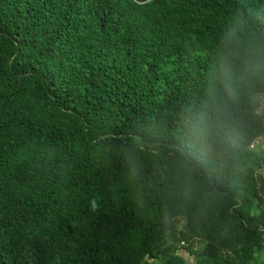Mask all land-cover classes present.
<instances>
[{
    "label": "trees",
    "instance_id": "1",
    "mask_svg": "<svg viewBox=\"0 0 264 264\" xmlns=\"http://www.w3.org/2000/svg\"><path fill=\"white\" fill-rule=\"evenodd\" d=\"M241 15L264 32V0H0V264H264V84L237 64L236 99L220 88ZM177 133L203 156L190 186L151 151Z\"/></svg>",
    "mask_w": 264,
    "mask_h": 264
},
{
    "label": "clouds",
    "instance_id": "2",
    "mask_svg": "<svg viewBox=\"0 0 264 264\" xmlns=\"http://www.w3.org/2000/svg\"><path fill=\"white\" fill-rule=\"evenodd\" d=\"M234 21L224 32L222 43L226 46L222 49L219 62L223 71L220 88L226 101L237 97V89L234 87L236 78L233 72L239 64V82L257 81L264 84V32L256 30L242 17L234 18ZM247 30V31H245ZM241 36H237V32ZM243 37V39L241 38ZM187 134L192 136L202 146H213L219 154H225L230 144L228 134L207 115L190 116L186 121ZM256 141V140H254ZM127 145L125 160L129 166V172L138 176L142 171L136 150L146 144L143 136L134 132L128 134L125 141ZM163 148H167L172 157L177 173L183 177L186 186H190L193 178L199 172L202 174L203 156L179 133L173 136L171 145L156 143L152 148V154L159 156ZM91 210L99 208L95 198L90 201Z\"/></svg>",
    "mask_w": 264,
    "mask_h": 264
},
{
    "label": "rangeland",
    "instance_id": "3",
    "mask_svg": "<svg viewBox=\"0 0 264 264\" xmlns=\"http://www.w3.org/2000/svg\"><path fill=\"white\" fill-rule=\"evenodd\" d=\"M259 99H260V106L257 108V111L260 112L264 108V94L263 93L259 95ZM257 140L259 141V139H257ZM260 140H261V142H263L262 139H260ZM256 142H253L252 149H257L258 146H261L259 143H256ZM250 147H251V145H250ZM178 253L181 254L182 256H184V258L187 260V262L189 264L193 263L194 257H193V255L191 253H188L185 249H179Z\"/></svg>",
    "mask_w": 264,
    "mask_h": 264
},
{
    "label": "built area",
    "instance_id": "4",
    "mask_svg": "<svg viewBox=\"0 0 264 264\" xmlns=\"http://www.w3.org/2000/svg\"><path fill=\"white\" fill-rule=\"evenodd\" d=\"M251 146H253V145H251Z\"/></svg>",
    "mask_w": 264,
    "mask_h": 264
}]
</instances>
